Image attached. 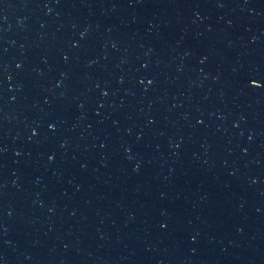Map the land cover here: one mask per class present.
I'll use <instances>...</instances> for the list:
<instances>
[{
	"label": "water",
	"instance_id": "water-1",
	"mask_svg": "<svg viewBox=\"0 0 264 264\" xmlns=\"http://www.w3.org/2000/svg\"><path fill=\"white\" fill-rule=\"evenodd\" d=\"M0 264H264V0H0Z\"/></svg>",
	"mask_w": 264,
	"mask_h": 264
}]
</instances>
